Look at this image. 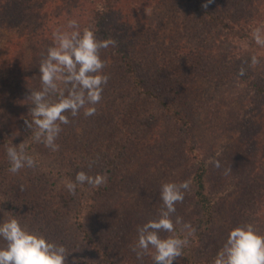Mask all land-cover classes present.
<instances>
[{
	"label": "rangeland",
	"instance_id": "374dc122",
	"mask_svg": "<svg viewBox=\"0 0 264 264\" xmlns=\"http://www.w3.org/2000/svg\"><path fill=\"white\" fill-rule=\"evenodd\" d=\"M35 1L38 5L28 9L23 22L0 31V125L4 117H8L12 127L27 125L30 105L21 101L15 85L31 79L32 69L40 65L48 48L54 46V29L60 27L55 17L61 20L58 14L69 5L65 0ZM250 7L258 15L254 24L264 25V0H251ZM119 8L111 14L107 28L137 44L141 75L149 84L159 83L163 87V83L172 79L179 83V104L190 118L191 129L186 134L168 116L137 133L130 129L128 122L133 119L130 112L143 111L152 102L133 100L130 90L125 89L130 86L129 80L122 78L113 45L101 49L106 62L104 72L110 76L107 84L113 79L118 81L116 87L112 83L104 86L94 116H85L83 109L75 117L69 113L70 123L61 125L58 151L41 145V152L49 156L51 166L73 170L79 162L76 156L82 154V148L76 146L75 150L64 152L73 140L78 145L88 139L101 162L96 163L99 166L103 162L98 150L104 151L113 140L111 152L117 149L115 155L120 158L116 161L121 167L87 222L98 243L112 264H153L148 255L138 258L133 248L138 240V226L158 216L163 206L161 187L168 182L190 181L183 202L176 204L173 219L182 217L194 228L200 209L192 191L196 162L190 145L209 164L210 192L220 194L216 199L219 202L216 221L208 231L213 236L211 250L216 251L215 256L234 227L251 224L264 234V97L253 86L254 82L264 81V47L255 41L251 45L238 41L227 32L214 39L213 28L187 0H124ZM88 19L86 13L83 20ZM238 22L245 24L244 19ZM61 26L67 30V24ZM253 55L259 59L255 65L247 62ZM247 66H251V78H227L231 69ZM217 160L219 168L215 166ZM9 168L7 146L0 143V190L8 181L13 190L23 189L25 206L29 211L33 209L31 213L38 224H44L46 237L66 246L70 254L85 252L81 240L72 236L76 230L68 211L73 208V194L64 197L62 204L68 211L63 213L59 210L51 214L50 203L44 202L58 174L53 175L51 169L36 172L37 166L13 174ZM10 188L5 190L14 192ZM3 220L6 216L0 210V221ZM3 243L0 240V245ZM91 251L90 258H96ZM178 259L174 264H180ZM67 264L76 263L67 256Z\"/></svg>",
	"mask_w": 264,
	"mask_h": 264
},
{
	"label": "trees",
	"instance_id": "16d2710c",
	"mask_svg": "<svg viewBox=\"0 0 264 264\" xmlns=\"http://www.w3.org/2000/svg\"><path fill=\"white\" fill-rule=\"evenodd\" d=\"M68 5L65 9L58 14V20L56 18L59 28H55L54 31L64 30L63 24L68 25L70 19H77L81 25V30L85 27L92 28L99 40L113 39L114 52L120 63V70H122L123 80H129V85L125 89L130 90L131 97L135 101H147L152 102L151 107H144L143 111L138 110L136 113L130 112L131 119L128 122V127L134 129L135 133L141 131V128L153 127L162 116L171 117L177 124L184 128L186 134H189L191 129V121L187 115V112L183 111L179 102H181L179 83L174 79L168 80L163 83L161 87L159 83L149 84L145 78L141 75V64L139 58L140 50L137 44L132 40H126L122 36L115 35L111 30L107 28L108 23L111 21V14L114 10H119V6L123 5L124 0H65ZM194 6L196 13L201 16L209 27L213 28L216 33L217 39L221 34L227 32L233 38L238 41L248 42L250 45L254 43L252 38V30L257 27L254 21L258 18V15L254 13L250 7L251 0H187ZM215 3H218L216 5ZM38 3L35 0H0V31L1 29H10L19 25L25 19L28 9L35 7ZM83 7H87L83 9ZM88 13L89 19L83 20L84 15ZM244 19L245 24L240 25L239 20ZM61 23H60V22ZM139 50V51H138ZM247 62L252 64V60L248 59ZM250 64V65H251ZM40 65L36 66L39 67ZM33 67V64L32 66ZM34 67L32 69V78L28 81H19V85H15V88L21 94V101L30 104L27 98L31 95L32 90L41 89V80L39 68ZM251 66H247L246 73L242 78H251ZM227 78L241 77L238 69H231ZM123 80L121 82H123ZM112 81V82H111ZM116 80L111 79L107 86L116 87ZM120 85V83H119ZM254 88L258 92V95L264 97V81H260L257 84L253 83ZM6 113H3V115ZM29 119L31 117L29 116ZM131 122H134L132 125ZM0 125V143L5 146H11L12 144L24 143L27 146V151L37 161L36 172L44 173L45 171H51L53 175L58 174L53 180V188L50 187L51 193L47 191L49 197L44 198V202L50 203V213L54 211L62 213L66 208L62 203L65 196L73 194L66 188L68 181H74L76 174L83 170L89 175L106 174L108 181L105 185L99 188H92L85 184L77 187L76 193L73 194V208L69 210L72 221L74 222V228L76 232L73 233V237L81 240V244L85 249L82 254L69 253L68 257L72 258L76 264H112L108 253L98 243L94 231L87 225L88 219L92 216L95 209L99 204V200L107 191V185L111 183L112 179L116 176L120 169V164L116 161L120 156L115 155L116 150L112 151L113 140L109 141L108 146L104 151L98 150L100 160L103 162V166H99L96 163H101L95 156L96 151L93 149V144L88 143V139L84 138L78 145L74 140L68 147L64 148V152L75 150L76 147L82 148V154L77 157L78 165L73 170H57L51 166L48 162L49 156L41 152L42 143H36L33 140V131L29 129L27 125L23 128H15L10 126L11 123L8 117H4V120ZM135 126V128L133 127ZM129 131V130H128ZM132 131V130H131ZM126 135V134H125ZM128 137V135H126ZM86 139V142H85ZM69 141V140H68ZM194 145H190L189 151L195 159L196 171L192 177V191L194 194V201L197 207L200 209L199 215L194 222L195 232L189 236V244L184 248L181 257H178L180 264H213L216 258L212 243L213 236L210 231L214 227L216 221V214L219 210L220 194H212L209 190V173L210 167L208 162L194 149ZM76 157H72L73 161H77ZM47 161V163H46ZM52 168H51V167ZM59 172H55V171ZM49 173V172H47ZM44 176H48L44 174ZM52 179V177H50ZM5 187L0 190V210H2L6 216V220L15 216L21 223L28 229L38 231L46 236V229L43 223L38 224L36 218L28 210V206H25V198L23 196V189L12 188L10 181L4 182ZM6 187H11L14 192H7ZM25 188V187H24ZM219 195V196H217ZM217 196V198H216ZM69 218V216H68ZM177 235L183 236L185 233L181 231V226L177 225ZM89 249L93 250L92 253L96 254V258H90L88 252ZM71 255V256H70ZM132 264V263H131ZM134 264V263H133Z\"/></svg>",
	"mask_w": 264,
	"mask_h": 264
},
{
	"label": "clouds",
	"instance_id": "9594fccd",
	"mask_svg": "<svg viewBox=\"0 0 264 264\" xmlns=\"http://www.w3.org/2000/svg\"><path fill=\"white\" fill-rule=\"evenodd\" d=\"M53 35L54 46L48 48L39 66L41 89L32 90L27 98L33 106L29 112L31 119L26 123L33 131L34 142L58 151L61 125L70 123L69 113L75 117L83 109L85 116L96 114L95 106L101 101L104 86L110 79L104 72L106 62L101 49L115 44V40H99L92 28L81 30L77 19H70L67 30H58ZM251 35L257 45L264 47V25L255 27ZM251 59L253 65L259 63L256 55ZM245 73L246 69L241 67L239 75L242 77ZM7 157L9 171L13 174L26 167L37 166L36 159L29 154L24 143L8 146ZM215 166H221L218 160ZM107 181L106 174L93 176L81 170L75 180L68 181L65 186L75 194L78 186L87 184L99 188ZM189 187L190 181L162 185L160 199L163 206L158 216L138 226V240L133 248L138 258L148 255L153 264H174L182 256L195 229L182 217L174 220L173 214L176 204L183 202L185 190ZM177 225L185 233L183 236L176 234ZM162 233L170 235L163 237ZM0 240L4 242L0 245V264H67L69 251L66 246L26 228L15 216L0 221ZM214 264H264V234L257 232L251 224L234 227Z\"/></svg>",
	"mask_w": 264,
	"mask_h": 264
}]
</instances>
